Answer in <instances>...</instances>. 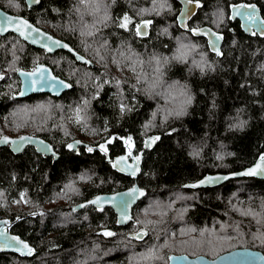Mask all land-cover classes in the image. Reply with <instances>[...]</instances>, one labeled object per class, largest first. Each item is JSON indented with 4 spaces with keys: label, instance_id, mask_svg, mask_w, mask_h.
I'll use <instances>...</instances> for the list:
<instances>
[{
    "label": "trees",
    "instance_id": "trees-1",
    "mask_svg": "<svg viewBox=\"0 0 264 264\" xmlns=\"http://www.w3.org/2000/svg\"><path fill=\"white\" fill-rule=\"evenodd\" d=\"M193 1L198 9L182 31L176 0H155V5L154 0H40L31 9L24 0H0L2 9L27 17L92 62L80 63L64 50L47 54L13 33L0 36V124L7 125L0 136L27 130L58 153L53 158L33 144L14 152L0 144V220L33 245L28 256L0 251V264H168L170 253L215 257L238 247L264 253V179L182 186L205 173L238 170L264 153V37L244 34L239 21L229 18L230 5L240 2L257 4L264 18V0ZM125 15L132 21L126 29L119 27ZM147 19L149 33L137 35L136 25ZM201 25L223 36L220 56L209 51L203 37L192 35L191 28ZM192 44L196 48L187 61L173 59L181 45ZM157 59L160 73L154 71ZM39 62L69 81L71 89L59 97L14 98L17 70ZM145 75L147 82L137 84L135 78ZM157 76L158 86L146 91ZM173 85L181 92L164 103L156 89L165 92ZM85 98L90 100L86 123H76L74 110ZM44 101L47 115L38 111L37 103ZM181 108L180 116L168 114ZM15 120L22 128L11 125ZM125 136L131 137L134 152L143 153L135 177L119 172L108 159L126 150ZM148 136L159 139L147 147ZM73 142L79 143L69 149ZM84 173L91 179L79 180ZM135 180L147 192L125 225L117 223L109 206H78ZM70 183L78 191L68 189ZM141 230L147 235L133 239ZM202 230H207L203 237Z\"/></svg>",
    "mask_w": 264,
    "mask_h": 264
},
{
    "label": "snow or ice",
    "instance_id": "snow-or-ice-1",
    "mask_svg": "<svg viewBox=\"0 0 264 264\" xmlns=\"http://www.w3.org/2000/svg\"><path fill=\"white\" fill-rule=\"evenodd\" d=\"M29 6L32 4H37L39 3V0H28ZM182 2H185V0H182ZM188 4H191L193 0H186ZM154 5H155V0H154ZM165 4H161L160 7L163 8L165 7ZM170 7V5H167ZM155 10V7L154 9ZM194 8H188L186 7L185 10L181 13V24H184V21L187 17L192 15L194 13ZM144 12L149 11L148 9H144ZM232 13H233V18L236 16H239L243 19L244 24L243 27L245 28L246 31H248L252 35H256L257 31L259 30L260 35H264V19H261L259 17L258 10L256 9L255 5H248V4H239V5H234L232 7ZM107 19V17H106ZM132 23L131 18L128 16H124L123 19L121 20L119 27L121 28H127L128 24ZM151 23L150 21H145L141 24L136 25V33L137 35H146L147 34V27L148 24ZM11 28L13 31H16L19 33L20 36H22L25 40L30 41L31 43L34 44H40L41 47H44L48 51H53L55 48H68V45L63 44L60 41L53 40L52 37L46 36L44 33H41L38 29L34 28L31 24H29L26 20L19 19V18H13L11 16L4 17V19L0 20V34H3L4 31L8 30ZM165 32L167 29L164 30ZM89 35L92 33L89 32ZM83 35V33H82ZM194 35H208L209 36V44L212 48L213 51H216L217 55H219V41L222 39L221 36L217 35L214 32H211L210 30H202V31H195L194 30ZM196 48L195 44H192L190 47L188 45H181L180 48L177 49L176 53L173 56V59H178V60H184L187 61L189 55H191V52L194 51ZM69 52H72L73 50L71 48H68ZM76 58L78 60L83 61L84 63H88V61L84 60L83 57L77 55ZM165 62H167L168 57H165ZM157 67L155 69L156 73L161 72V67H160V61L157 59L156 61ZM193 63H196L193 61ZM201 70H203V63L201 62L200 64ZM135 71V68L133 67L132 69ZM20 76L23 77V88L21 89L19 95L23 96L26 95L28 92H41V91H51L54 95H59L61 91L67 88H71L72 85L66 83L64 80H60L57 77L53 76L51 74V71L45 67L42 66H37L33 71L31 72H20ZM3 77H0L2 79ZM141 80H144L147 82V77L146 75L141 77H137V84L141 83ZM159 82V76H157L156 80L153 82H148V88L147 90L154 89L157 86V83ZM104 83H108V81H104L99 85L100 90L103 89ZM117 84H119V81H117ZM139 90V89H138ZM99 93L97 92L96 94L93 95L92 99H97ZM189 103L190 98H189ZM90 104V100L85 98L82 100V106H77L74 110L75 113V122L76 123H81L82 121L86 123V107ZM43 107V105L39 106ZM120 109L123 112L125 109V105L121 103ZM85 111V115H81V112ZM169 115L175 114L176 116H180L183 114V109L177 110L175 113L170 111L168 113ZM156 113H153V119H155ZM167 118V117H165ZM147 127V125L145 126ZM159 139V137H154L150 138L149 141L147 142L148 145L153 143L155 140ZM38 143L40 145L39 151H43L45 153L52 152L51 146L48 144H45L44 141H36L34 137H20L17 140H9L8 137H4L3 140H0V143H11L13 145V151L14 152H20L24 145L26 143ZM111 142V141H109ZM79 142H73L72 144H69L67 147L69 149H74L76 144ZM126 144L129 145V149L131 148V137H129L126 141ZM89 152H92L93 149L91 147L88 148ZM101 151H104L105 154H107V148L106 146H101ZM53 155H55L54 152H52ZM193 155H198L199 153L195 150H193ZM126 158L122 157L117 159L114 162H111L113 167L120 168L122 160ZM134 159H138L134 158ZM123 170V169H121ZM131 175H135L136 172L138 171V166L132 167L130 170ZM238 175H264V155L260 156L259 162H257L252 168L249 170L239 173ZM91 176H89L87 173L81 174L79 176V180L81 181H87L90 180ZM229 177L227 176H216V177H206L203 181L200 182V184H210V183H216L221 180H227ZM194 186H200V185H194ZM68 189L73 190V191H78L77 189L74 188L73 184L70 183L66 186ZM145 193L141 191L140 189L133 187L131 190L124 192V193H117L116 195L110 197V198H105L101 196H97L94 200L89 201V203L97 205L100 210H103V204L105 203H113L115 204L118 201V207L120 208V214H121V223H124L126 219L129 216V208L141 197H143ZM85 205H81V207H84ZM248 214V213H245ZM4 223L6 225L7 222H0ZM148 223H151L149 221ZM259 223V221H258ZM147 227V225H145ZM223 227V226H222ZM188 231L194 232L196 229H189ZM207 230H202L200 231V236L203 237L205 235V232ZM104 235L107 236H112L114 233L110 231H105ZM147 235L146 231H138L136 235L133 237V239H143L144 236ZM0 238L3 239V243L0 244V250L7 249V248H13L14 250L20 251L22 255L24 254H32L33 249L29 247V245L22 241L19 237L16 236H8L7 233L3 230H0ZM193 244L195 245H201L203 241H192ZM209 244L211 241L208 242ZM151 254V250L149 251V255ZM199 258V257H198ZM177 259H184L187 260L188 258L186 256L184 257H169V260H177ZM214 264V262H213Z\"/></svg>",
    "mask_w": 264,
    "mask_h": 264
},
{
    "label": "water",
    "instance_id": "water-1",
    "mask_svg": "<svg viewBox=\"0 0 264 264\" xmlns=\"http://www.w3.org/2000/svg\"><path fill=\"white\" fill-rule=\"evenodd\" d=\"M179 4H180V10L176 16V22H177V25L178 27L182 30V31H186L188 30V24H189V21L191 20V18L195 15L197 9H198V6L199 4L195 1H193L191 4H188L185 0V2H182V0H176ZM25 4H26V7L28 9H31L32 7L34 6H37L39 3H40V0H39V3L37 4H32L31 6H29V2L28 0H24ZM247 4L245 2H240V3H236V4H232L230 5L229 7V18L231 21H239V25H240V29L242 30V32L246 35H252L250 34L248 31L245 30V28L243 27V24H244V21L241 17L239 16H236L235 18H233V13H232V7L234 5H239V4ZM248 5H255L256 9L258 10V15L261 19H264L262 14H261V11H260V8L257 4L255 3H250ZM188 7V8H194V13L192 15H190L189 17H187L184 21V24L182 25L181 24V13L185 10V8ZM7 16H11L13 18H19V19H23V20H26L29 24H31L34 28L38 29L41 33H44L46 36H50L52 37L53 40H57V41H60L62 42L63 44H66L68 45V48H71L73 51L72 52H69L68 51V48H55L53 51H48L47 49H45L44 47H41L40 44H34V43H31L30 41L28 40H25L22 36L19 35L18 32L16 31H13L11 28H9L8 30L4 31L3 34H0V36H4L8 33H13L15 35H17L18 37H20V39H22L23 41H25L27 44L35 47V48H38V49H41V50H44L45 53L47 54H53L55 53L56 51H59V50H64V51H67L68 53H70L71 55H73V57L75 58L76 61L80 62V63H84L83 61L81 60H78L76 58L77 55L81 56L84 58V60L88 61V63H85L87 65H91L92 62L87 59L85 56H83L81 53H79L78 51H76L69 43H67L66 41H64L63 39L45 31L44 29H42L41 27L35 25L33 22H31L27 17L23 16V15H19V14H13V13H9L7 11H5L4 9H2L0 7V20L4 19V17H7ZM145 22V21H143ZM143 22H140L139 24L143 23ZM138 25V24H137ZM194 30L195 31H202V30H210L211 32H214L216 33L217 35L221 36L222 39L219 41V55H217L216 51H213L210 44H209V36L208 35H194ZM257 31V35L261 36V37H264V35H260L259 34V30H256ZM149 32V24H148V27H147V34ZM191 33L194 37H203L205 40H206V43H207V46H208V49L209 51L214 54L215 56H220L221 55V46H222V43H223V36L215 31L211 26L209 25H201V26H197V27H193L191 28ZM146 34V35H147ZM146 35H140V36H146ZM37 66H42V67H45L47 69H49L51 71V74L55 77H57L58 79L60 80H64L66 83L68 84H71L69 81L63 79L62 77H60L59 75H56L53 71V69L46 63L44 62H39L35 65V67L33 69H19L17 70L16 72V75L18 76L19 78V81H20V85H19V90L18 92L14 95V98H25L27 96H30L31 94H44V93H47V94H50L52 96H56V97H59L63 92L65 91H68L69 89L71 88H67V89H64L63 91L60 92L59 95H54L51 91H41V92H28L26 95H19L21 89L23 88V77L20 76V72L23 71V72H31L33 71ZM72 85V84H71ZM34 137L36 141H44L45 144H48L51 146V150L52 152L55 153V155L52 154V152H49V153H45L43 151H39V147L40 145L38 143H26L24 145V147L27 145V144H33L35 147H36V150L43 153V154H52L53 155V158H57L58 157V153L54 150L53 146L45 139L39 137V136H35V135H31V134H28V133H24V134H21V135H18V136H0V140H3L4 137H8L9 140H17L19 139L20 137ZM150 138H154V136H148L146 139H145V146L149 147V146H153L155 144V141L153 143H151L150 145H148V141ZM2 145H9L10 149L13 151V145L11 143H0ZM87 144V143H86ZM23 147V148H24ZM132 155L133 156V160L132 162L129 163V167H127V169L125 170H121V169H118L116 167H113V168H116V170L120 171V172H123V173H126V174H130V171L129 169L133 166H138V171H139V167H140V164H141V160H142V156H143V153L142 151H139L137 154H134V151L132 148H128L124 154H121V157L122 156H126V155ZM264 155V153L258 155L256 157V159L249 165L247 166H244L238 170H232V171H225V172H221V171H217V172H209V173H205L204 175H202L201 177L195 179V180H191V181H186L184 183H182V186L183 187H189V188H199V187H212V186H216V185H219L223 182H225L226 180H221L219 182H216V183H210V184H200L201 181H203L206 177H216V176H227L230 178H235V177H255V178H262L264 179V175H252V176H249V175H238L239 173H243L247 170H249L250 168H252L257 162H259V158L260 156ZM138 159H134V158H137ZM117 158H115V160H113L112 162L116 161ZM112 165V163H111ZM113 166V165H112ZM138 171L136 172V174L133 176L135 177L138 173ZM228 180V179H227ZM194 185H200V186H194ZM133 187H136L138 189H140L141 191H143L144 193L147 192L146 188L144 187H141L137 184L136 180L134 181V183L128 187H125V188H121V189H117V190H114V191H109V192H99V193H96L95 195L91 196L90 198L84 200V201H81L78 206L81 207V205H85V204H92V203H89V201H92L94 200L97 196H101V197H105V198H110L114 195H116L117 193H124V192H127L129 190H131ZM142 198V197H141ZM140 198V199H141ZM138 199V200H140ZM137 200V201H138ZM137 201L129 208L128 212H129V216L128 218L126 219V221L124 223H121L120 220H121V214H120V208L118 207V201L113 204V203H105L103 204L102 207H105V206H109L113 209V211L115 212L116 214V220H117V223L120 224V225H125L127 224L131 217H132V209L134 207V205L137 203ZM94 205L95 207H97V205L95 204H92ZM72 208H75V206L73 205ZM98 208V207H97ZM0 222H6L5 220H0ZM0 230H3L7 233L8 236H16V237H19L22 241L26 242L29 247H31L33 249V245L30 244L28 241H26L25 239H23L22 237H20L19 235H16L14 233H12L10 230H9V224L6 223V225L4 223H0ZM136 235V234H135ZM128 236H131L130 234H128ZM3 243V239L0 238V244ZM0 251H4V252H15L21 256H28L30 254H24L22 255L20 251H17V250H14L13 248H7V249H3V250H0ZM186 256L188 259L187 260H184V259H177V260H169V257H184ZM199 257V258H198ZM264 264V253L259 250V249H256V248H250V247H238V248H234V249H231V250H228V251H225V252H222L218 255H216L215 257H208L206 255H203V254H199V255H195V256H190L186 253H170L168 255V264Z\"/></svg>",
    "mask_w": 264,
    "mask_h": 264
},
{
    "label": "rangeland",
    "instance_id": "rangeland-1",
    "mask_svg": "<svg viewBox=\"0 0 264 264\" xmlns=\"http://www.w3.org/2000/svg\"><path fill=\"white\" fill-rule=\"evenodd\" d=\"M217 13H218V11H217ZM146 19V18H145ZM143 21H150L151 22V20L150 19H147V20H143ZM143 21H141V22H143ZM150 24V23H149ZM136 29V28H135ZM149 33V32H148ZM156 67H157V63H155V67H154V71H155V69H156ZM33 69V68H32ZM129 72H132L131 70H129ZM156 72V71H155ZM17 76V75H16ZM17 78H18V76H17ZM18 80H19V78H18ZM135 80L137 81V78H135ZM141 82H145L144 80H141ZM19 83H20V81H19ZM157 86H158V84H157ZM178 87H177V85H173L172 87H170V88H167V91H165V92H159V90L158 89H156V93L158 94V96H161V97H163V100H164V103H165V100L169 97V96H171V95H173V94H175V93H178V92H181V90H179V91H176V89H177ZM47 101H49V100H47ZM41 105H43V107H39V106H41ZM37 106L39 107H37L38 108V111H41L42 113H43V115H47L48 114V103L46 102V101H44V102H41V103H37ZM23 114L25 115V116H27L28 117V115L30 114H28V113H26V112H23ZM56 122H59L57 119H56ZM15 125V127L16 128H20L22 125H21V123H19L18 121H13L12 122V124L11 125ZM41 124V123H40ZM40 124H37V125H40ZM0 128H4V127H6L7 125L6 124H0ZM22 128V127H21ZM3 130H5V129H3ZM28 131L27 130H20V129H18L17 131H15L14 133H12V134H10L11 136H18V135H21V134H24V133H27ZM129 138V136H125L124 137V140L126 141L127 139ZM127 145V147L129 146L128 144H126L125 143V146ZM67 205H69L70 204V202H68V201H64Z\"/></svg>",
    "mask_w": 264,
    "mask_h": 264
},
{
    "label": "flooded vegetation",
    "instance_id": "flooded-vegetation-1",
    "mask_svg": "<svg viewBox=\"0 0 264 264\" xmlns=\"http://www.w3.org/2000/svg\"><path fill=\"white\" fill-rule=\"evenodd\" d=\"M129 148V146L128 147H126V150ZM133 149V148H132ZM125 150V151H126ZM124 151V152H125ZM134 151V150H133ZM124 152L123 153H121V154H124ZM139 152V151H138ZM138 152H134V154H137ZM121 154H118V155H116V156H114L113 158H108L109 159V161H110V163L113 161V160H115V158H117V159H119V158H122V157H124V158H126V159H124V160H122V162H121V166H120V168H118V169H123V170H125V169H127V167H129L128 165H129V163L130 162H132V160H133V156L132 155H126V156H122L121 157ZM48 155H52V154H48ZM116 159V160H117ZM134 167V166H133ZM132 168V167H131ZM130 168V169H131ZM116 169V168H115ZM129 169V170H130ZM120 172V171H119ZM123 173V172H122ZM124 174H126V173H124Z\"/></svg>",
    "mask_w": 264,
    "mask_h": 264
},
{
    "label": "bare ground",
    "instance_id": "bare-ground-1",
    "mask_svg": "<svg viewBox=\"0 0 264 264\" xmlns=\"http://www.w3.org/2000/svg\"><path fill=\"white\" fill-rule=\"evenodd\" d=\"M198 3V2H197ZM180 10V9H179ZM178 14V13H177Z\"/></svg>",
    "mask_w": 264,
    "mask_h": 264
}]
</instances>
